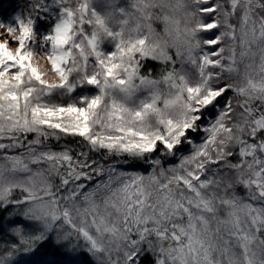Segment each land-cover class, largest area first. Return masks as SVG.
<instances>
[{
  "label": "snow or ice",
  "instance_id": "obj_1",
  "mask_svg": "<svg viewBox=\"0 0 264 264\" xmlns=\"http://www.w3.org/2000/svg\"><path fill=\"white\" fill-rule=\"evenodd\" d=\"M23 3L0 8V264H264V0Z\"/></svg>",
  "mask_w": 264,
  "mask_h": 264
},
{
  "label": "trees",
  "instance_id": "obj_2",
  "mask_svg": "<svg viewBox=\"0 0 264 264\" xmlns=\"http://www.w3.org/2000/svg\"><path fill=\"white\" fill-rule=\"evenodd\" d=\"M19 2H21V0H2V2H0V8L11 12L13 11L15 8H17L15 5H17ZM51 251L49 250H42L41 254H42V259L43 261H47V264H61V261L64 259L63 256L57 252L54 248L51 249Z\"/></svg>",
  "mask_w": 264,
  "mask_h": 264
},
{
  "label": "rangeland",
  "instance_id": "obj_3",
  "mask_svg": "<svg viewBox=\"0 0 264 264\" xmlns=\"http://www.w3.org/2000/svg\"><path fill=\"white\" fill-rule=\"evenodd\" d=\"M17 8H21V9H23V7H24V3H23V0H21V2H19L17 5H15ZM0 7H2V6H0ZM16 9V8H15ZM102 10V9H101ZM50 248L51 249H53L51 246H46L45 248H43V249H41V251L42 250H49V251H51L50 250ZM41 251H40V253H38L37 254V256L36 257H33L31 260H29L28 261V264H44V262H47V261H43V260H40V259H42L41 257H42V254H41Z\"/></svg>",
  "mask_w": 264,
  "mask_h": 264
}]
</instances>
